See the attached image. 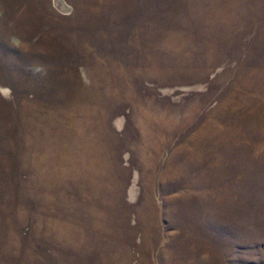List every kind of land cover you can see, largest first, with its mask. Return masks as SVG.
Segmentation results:
<instances>
[{
  "label": "rangeland",
  "instance_id": "rangeland-1",
  "mask_svg": "<svg viewBox=\"0 0 264 264\" xmlns=\"http://www.w3.org/2000/svg\"><path fill=\"white\" fill-rule=\"evenodd\" d=\"M0 264H264V0H0Z\"/></svg>",
  "mask_w": 264,
  "mask_h": 264
}]
</instances>
